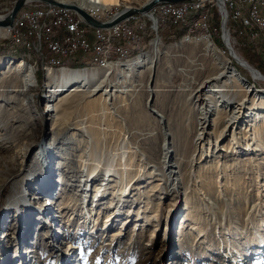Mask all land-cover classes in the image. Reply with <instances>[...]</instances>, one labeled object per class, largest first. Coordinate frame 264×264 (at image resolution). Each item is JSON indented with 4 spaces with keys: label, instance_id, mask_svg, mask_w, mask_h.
Masks as SVG:
<instances>
[{
    "label": "rangeland",
    "instance_id": "rangeland-1",
    "mask_svg": "<svg viewBox=\"0 0 264 264\" xmlns=\"http://www.w3.org/2000/svg\"><path fill=\"white\" fill-rule=\"evenodd\" d=\"M15 1L0 0V11L6 5L12 9ZM129 1L101 5L120 13L144 0ZM249 12L244 10L242 16L247 26H254L255 39L252 32L233 26L231 45L225 44L219 22L215 34L212 11L209 44L242 74L245 87L261 94L263 99L257 100L264 104V35ZM194 34L187 26L160 23L159 30L153 31L148 25L145 45L131 51L129 61L149 53L155 40L161 47H174L158 59L149 87V71L143 85L132 86L135 74L119 67L112 101H105L100 93L69 111H65L66 102L59 103L57 114L52 115L46 106L49 101L57 103V97L49 93L48 72L72 69L73 63L87 70L91 66L73 58L44 64L42 69L40 55L30 47H22L32 60L28 63L7 56L10 40L0 38V59L24 61L36 79L30 91L0 80V264H57L59 247L65 264H264V152H244L234 145V153L227 158L222 157L224 152L211 158L209 145L204 141L196 149L194 132H187L190 141L170 140V150L176 152L171 161L179 163L180 172L169 175L166 169L160 149L163 134L175 136L176 120L185 122L200 114L194 113L188 96L197 85L200 68L209 60L201 49L189 55L192 42L203 39L205 33L201 31L202 38L195 39ZM187 37L190 45L178 50ZM41 51L50 50L42 44ZM158 114L167 122L163 131ZM252 118L243 119L239 128ZM57 129L61 132L56 134ZM234 130L219 150L233 140ZM55 136L60 139L59 149L48 152L45 148ZM38 151L48 159L50 172L55 169V189H46L42 178L33 183L26 178ZM15 165L21 168L14 170ZM47 198L56 202L49 212L41 210ZM119 215L123 217H115Z\"/></svg>",
    "mask_w": 264,
    "mask_h": 264
},
{
    "label": "bare ground",
    "instance_id": "bare-ground-1",
    "mask_svg": "<svg viewBox=\"0 0 264 264\" xmlns=\"http://www.w3.org/2000/svg\"><path fill=\"white\" fill-rule=\"evenodd\" d=\"M57 1L65 4L70 3L68 0H57ZM150 1L152 0H144L140 5H138V7H134L130 5L129 7L127 6L124 7L123 10L127 8L142 9ZM75 2L77 3L76 5L77 6L79 5L81 8L86 7V5H88L86 8L83 9L85 11L86 9L91 7L93 9H100L102 10L103 13H111V12L118 13V11H115L113 7L102 6L101 4L108 6L122 5L130 1L129 0H75ZM70 4H75V3H70ZM173 7H175V9H183V4L173 5ZM159 8H168V6H160ZM247 9L250 10L251 14L255 18L254 6H252L251 3H244V9L242 3H235V13H242L243 15V11L244 10L246 11ZM211 13H212L211 9H204V14H203V8H196V12L191 13L192 22H201V16H203V24L201 31L204 32L205 34L203 39L198 40L201 42L199 43L198 41L192 42L193 45L191 44V46H194V48L188 53L189 55H193L194 51L197 49L204 50V54L209 60V63L203 65L200 68L199 77L197 79V85L195 86V88L193 87L194 89L190 92L188 96L189 97L188 101L194 107L195 110L194 113L198 112L200 114L198 116L195 114L193 119H188L185 122L182 121L180 122V120H176L178 122L173 124V127L177 124L176 127L178 132L175 136L173 134H172L173 136L170 134L169 136L166 135L165 133L163 134V137L161 136L164 144L160 149L164 156L163 159L166 165V169L169 172V175L172 174L177 175L180 172L179 163L175 164L172 163L171 161V159L173 158V154L176 152L170 150V145L175 141L176 142L178 141L181 142L184 140L190 141L189 137H187L186 134L187 132L192 134L194 132L193 144L195 145L196 149H197V145L202 144L204 141L209 145L208 154H210L211 158L219 157L216 156L218 153L223 155V153L221 152H224V156L222 157L227 158L229 154L234 153L235 150V148H233L234 145H238L239 150L244 152L250 150H253L254 152L256 151L264 152V149H262L263 138H264L262 135L264 131V104L263 101L259 102L257 100V99L261 100L263 99V97H261V94L259 95L258 93H255L254 89L245 87L242 82L243 79H241L242 77L241 75L238 74L237 69H235L232 66L229 60H226L224 58V56L221 54L218 48H216L212 44H209L212 43L211 41L212 32L210 33L211 28L208 27V25L211 24L209 23ZM257 22L259 24L260 32L264 35V25H262L261 21H257ZM181 26L184 27L187 26L191 32L196 31L195 23L182 24ZM223 27L225 29L224 43L230 46L231 44L229 42H231V38H229L230 36L228 35L227 27L225 26ZM0 36L6 37V33H4V28L0 29ZM189 38L190 37H187V40L182 41L181 44L178 45L177 47L179 48L178 50H184L183 48L185 47V44H187V46L190 45L191 41ZM159 43H160L159 40H155L152 44L153 46L151 51H149V53L136 57L135 59L130 61H129V57L130 55H132L131 51L134 50L135 52V49H137L138 45L131 47L130 49L126 50V52L123 53H110L109 54L110 62L102 63V57L100 56H89L88 60H86L87 58L86 59L81 58V62L84 61L88 63V65L91 66V70H87L86 68V69H77V70L61 69L58 71H49L47 74V79H48L47 87L51 90L49 91V93L54 97H57L56 99L57 103H55V101H49L48 105L46 106V111L48 112L49 115H52L54 113L57 114L58 108H60L58 104L64 102L68 104L66 106L65 111H69L71 108L79 106L83 102L92 99L93 97H95L100 93H102L101 95L105 97V101L107 102L112 101L113 97L116 96V92L113 93L112 90L118 89L117 84H113L114 82L113 78L114 76L118 75L119 72L121 71L119 67L126 66L130 72H133V74H135V78L134 80H132L133 81L132 86L135 85L139 86L141 84L143 85L145 81L144 77L147 75V71H149V75L151 79L149 80L148 83V87H149L150 82L153 80L152 78L153 77L155 78L156 75L155 72L157 70L158 59H160V57L163 56V54L164 55L168 54L174 49L173 46L167 48L161 47ZM45 46H47L48 49L51 51V44H45ZM3 60L0 59V78H1L0 80L2 81L6 80L8 84L11 86L17 85L19 87L23 86V88L26 86L27 91H30L31 89H34L36 87V79H35L34 71L24 61L7 60V63H5L6 60L5 59ZM108 68L110 69L104 73L92 70V69H108ZM124 78H126V76H124ZM69 98H71V100H69ZM154 112L157 113V111ZM253 112L255 113L254 114L255 117L252 118ZM158 117H160V121H159L160 129L161 131H163L166 129L167 122L165 123L162 115L158 114ZM250 118L252 119L249 121V125H247L245 128H239L238 125L239 123H241L243 119L248 120ZM211 127L213 130L210 133H208L207 131ZM59 128H63V127H59ZM68 128L69 126H67L64 130ZM233 128L235 129L233 133V140L229 142V145L226 147V149L223 148L222 150H219L218 149L219 145L224 140L227 139L229 131L231 132V129ZM60 132L61 130L57 129L56 134ZM171 139H172V143L170 141ZM59 141L60 139L56 138L55 136L52 142H50V144H48V147H46L45 149L48 152L49 151L53 152V150L55 151V149L58 150ZM32 149L33 146H31L28 149V151ZM182 152L183 155L185 156V154L188 152L187 148H185ZM18 168L21 167L15 165L13 169L17 170ZM93 171H95V168L94 170L92 169L91 172L94 173ZM92 173L89 174V177L92 175ZM53 176H55V169L53 172H50L48 159L45 160L42 153L38 151L37 155L35 156V159L32 160V164L30 165L29 169L26 171L27 180L33 183L34 181L42 178L44 179V183L47 185L46 189L49 190L52 188L55 189L56 187L55 184L53 185V181H52ZM96 177H98V175L93 177V179H95ZM109 177L110 179H112L111 178L112 175H110ZM60 183H65V180H63ZM108 184L109 183H107L106 185ZM102 187L103 184H101L100 187L97 189L96 197L102 190ZM1 188L2 185L0 186V189ZM102 197L98 200V203L102 201L103 199ZM55 207H56V202L51 201V199L47 198L41 210L49 212L55 209ZM115 217L122 218L123 216L119 215ZM65 262H67L66 259Z\"/></svg>",
    "mask_w": 264,
    "mask_h": 264
},
{
    "label": "built area",
    "instance_id": "built-area-1",
    "mask_svg": "<svg viewBox=\"0 0 264 264\" xmlns=\"http://www.w3.org/2000/svg\"><path fill=\"white\" fill-rule=\"evenodd\" d=\"M235 3H251L254 6L255 21H261L264 25V0H195L183 2V9H175L173 4L168 8L156 7L152 11L134 15L121 23L107 29L95 28L87 24L77 12L47 6L43 4H30L25 7L16 17L12 29L4 28L6 37L14 47H30L33 53L40 55L42 69L44 64L71 61L73 58H86L100 56L103 62L109 61L110 53H123L135 45H145L147 40V26L158 31L160 23L173 27L182 24L195 23L196 31L194 39L201 38V22H192L191 13L196 8L211 9L214 17V31L217 34V23L227 27L229 38L230 28L239 26L241 29L253 33L254 26H247L242 13H235ZM11 7L2 8L0 15H7ZM86 11L97 21L109 23L120 15L117 12L103 13L100 9L88 8ZM223 41L225 32L223 29ZM41 44H51V51H41ZM112 64V63H111Z\"/></svg>",
    "mask_w": 264,
    "mask_h": 264
},
{
    "label": "water",
    "instance_id": "water-1",
    "mask_svg": "<svg viewBox=\"0 0 264 264\" xmlns=\"http://www.w3.org/2000/svg\"><path fill=\"white\" fill-rule=\"evenodd\" d=\"M186 1H195V0H152L142 9H133V8L124 9L120 13V15L111 22L101 23L98 22L96 19H94L89 13H87L85 10H83L81 7L77 6L76 4H65L57 0H16L9 14L0 15V28L12 29L15 24V19L19 14V12L21 11V9L33 3L73 10L77 12V14L81 16L87 24L95 28L107 29L121 23L122 21L133 15L148 13L153 9H155L160 4H167V3L179 4Z\"/></svg>",
    "mask_w": 264,
    "mask_h": 264
},
{
    "label": "trees",
    "instance_id": "trees-1",
    "mask_svg": "<svg viewBox=\"0 0 264 264\" xmlns=\"http://www.w3.org/2000/svg\"><path fill=\"white\" fill-rule=\"evenodd\" d=\"M184 32L185 31H183L180 35H182V34H184ZM8 43V47L7 48H5L6 49V51H5V54L7 55V56H10V57H12V58H15V59H23L24 61H26V62H28V63H30V62H32V60H29V58H27V56H26V51L24 50V48H22V47H20V48H16V47H14V44H12L11 42H7ZM23 50V51H22ZM263 50H264V48H263ZM25 54V55H24ZM81 64V63H80ZM79 63H73V64H70L71 66V68L73 69V68H78V69H83V68H85V67H83L82 65L83 64H81L80 65ZM240 72V71H239ZM241 74V73H240ZM241 76H242V74H241ZM40 78H41V75H40Z\"/></svg>",
    "mask_w": 264,
    "mask_h": 264
}]
</instances>
